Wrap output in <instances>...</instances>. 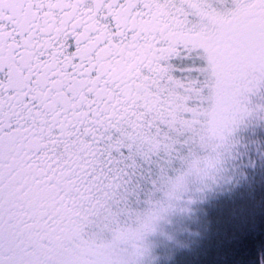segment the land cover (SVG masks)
Listing matches in <instances>:
<instances>
[{"label":"snow or ice","instance_id":"1","mask_svg":"<svg viewBox=\"0 0 264 264\" xmlns=\"http://www.w3.org/2000/svg\"><path fill=\"white\" fill-rule=\"evenodd\" d=\"M0 264H264V0H0Z\"/></svg>","mask_w":264,"mask_h":264}]
</instances>
